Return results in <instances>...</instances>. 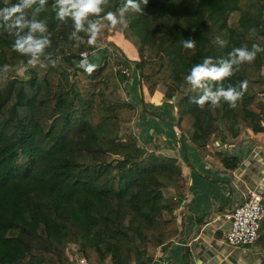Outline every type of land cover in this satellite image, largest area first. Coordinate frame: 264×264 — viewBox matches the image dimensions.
I'll return each instance as SVG.
<instances>
[{"label": "trees", "instance_id": "obj_1", "mask_svg": "<svg viewBox=\"0 0 264 264\" xmlns=\"http://www.w3.org/2000/svg\"><path fill=\"white\" fill-rule=\"evenodd\" d=\"M122 3L105 0V11ZM53 4L48 0L38 16L51 45L35 65H27L0 28V66L8 65L0 71V264H72L69 244L80 245L89 264L142 258L150 264L176 236V210L188 194L182 168L122 132L136 105L119 90L127 78L116 74L112 56L91 74L77 64L121 34L138 53L135 68L149 93L164 87L167 100L179 97L178 127L195 146H208L223 126L235 141L248 130L264 133V51L212 82L242 92L235 108L197 106L202 91L185 80L205 57L217 62L236 47H264V0H147L143 14L130 12L126 25L99 19L93 43L83 32L81 41L70 40L72 22L58 21ZM185 39L194 46L185 48ZM122 63L131 69V61ZM19 67L25 77L17 75ZM222 162L236 170L240 160L222 156Z\"/></svg>", "mask_w": 264, "mask_h": 264}, {"label": "crops", "instance_id": "obj_2", "mask_svg": "<svg viewBox=\"0 0 264 264\" xmlns=\"http://www.w3.org/2000/svg\"><path fill=\"white\" fill-rule=\"evenodd\" d=\"M110 40L131 63L139 61L136 49L123 35L117 34ZM98 51L87 59L90 61L97 54L100 62L97 58V62L91 60L96 66L103 59V53L99 56ZM131 70L133 76L125 79V83L128 84L132 103L143 111L140 124L144 128L145 145L151 147L149 151L178 152L179 156H167L179 160L188 186L187 197L176 210V236L157 249L154 259L166 258L173 264H264V225L253 246L233 247L226 242L230 226L227 215L246 202L251 193H264V133L248 130L235 141L223 129L221 134L212 137L206 149L198 148L186 135H182L184 145L179 147L180 138L176 137L175 126L159 121L160 114L156 112L162 108L165 95L158 90L151 96L144 87V95L141 91L139 93V102L136 92L142 87L140 84L135 86L138 77H134L139 73L135 67ZM170 118L174 120L175 114ZM159 135L163 136V141L159 140ZM221 156L238 158V168L227 169ZM143 263L144 258L132 264Z\"/></svg>", "mask_w": 264, "mask_h": 264}, {"label": "clouds", "instance_id": "obj_3", "mask_svg": "<svg viewBox=\"0 0 264 264\" xmlns=\"http://www.w3.org/2000/svg\"><path fill=\"white\" fill-rule=\"evenodd\" d=\"M147 0H123V3L116 11H105V0H54L53 7L56 11V19L61 23L71 20L72 31L69 39L79 42L82 40L80 33L88 34V42L93 43L100 30L98 20L102 19L109 25H126L130 12L143 14L142 4ZM48 0H0V28L14 38L12 49L26 57L27 65H35L42 57L46 58V50L51 45L48 34L47 23L38 19ZM30 10V11H29ZM103 15L101 16V14ZM227 42L220 40L221 46ZM78 46V44L76 45ZM185 48H192L194 40L185 39ZM264 51V47L253 44L233 48L227 58L213 62L211 57H205L202 63L194 64L185 76L186 82L193 91L201 90L202 95L194 98L197 106H203L206 102L210 106H219L221 102L227 103L229 107L235 108L242 96V92L235 86L225 87L222 82L231 77L242 63L255 60L257 53ZM77 67L85 73L91 74L96 65L87 59H81ZM8 65L0 66V71H6ZM239 87H246V81H241Z\"/></svg>", "mask_w": 264, "mask_h": 264}, {"label": "rangeland", "instance_id": "obj_4", "mask_svg": "<svg viewBox=\"0 0 264 264\" xmlns=\"http://www.w3.org/2000/svg\"><path fill=\"white\" fill-rule=\"evenodd\" d=\"M108 40H109V43L106 46L97 45V51L100 50V51H98V54L100 53L99 56H101L102 53H103V55H102V57H103L102 63H98V64L99 65H102L104 63V58H106V56H107V58H109V57L112 56L111 57L112 60L109 59V61H111V63L114 65V68L113 69L115 71V69H117L118 65H121L122 62L125 59H127V57L125 56V54L119 48H117L113 43L110 42L111 41L110 38ZM132 49H134V48L132 47ZM104 50H107L108 52H105ZM88 54L90 55L92 53H88ZM96 58H97V61H98L99 59H98L97 54L91 59V60H93L92 62H97L95 60ZM91 60L89 62H91ZM127 60H129V59H127ZM98 62H100V61H98ZM135 63H136L135 61L132 62L131 67H135ZM136 73H137V71H136ZM25 74H26V68L25 67H19L18 68L17 75L21 78V77H25ZM262 74H263L262 76L264 77V69H263ZM134 77H138V79H139L140 73L139 74H135ZM138 79L135 80V86L137 87L138 84H140V86L142 87L141 90H137L138 92H136L137 93L138 100H139L140 99V94L139 93L141 91V93L143 94V91L142 90H144V85L141 83V78L139 79V82H138ZM125 82H126V80L119 85V90L122 93V95L125 98V100L129 101L130 103H132L131 98H130V93H129V90H128L129 89L128 88V84L125 83ZM136 89H138V88H136ZM158 90L165 95L166 89L164 87H159ZM146 91H148V89ZM151 96H153V95H151ZM261 98L264 99V94L262 95ZM178 100H179V97H174L172 100H167L166 98H163L162 108H160V110L159 109L156 110V112L160 114V115H158L159 121L166 122V123L169 122L170 125H172L173 127L175 126L174 131L176 132V137L177 138H180L179 139V141H180V146L179 147H181V146L184 145V143H183L184 141H183L182 137L185 136V134L178 127V122H179V119H180V115L178 114L177 109H174V108H177V103H178L177 101ZM139 102H140V100H139ZM135 109H136V111L134 113V116H133L131 122L130 123H127V124H125V125L122 126V132L123 133H131L133 135H136L137 138H138L139 144L144 149H146L147 151H149L148 149H150L151 147L145 145V142H144V134L142 132V130H144V128H142L143 126H142V124H140V121H141V113H143V111H141V107L140 106L138 107L137 105H136V108ZM173 113L175 114L174 120H172L170 118V117H172ZM223 128L227 131L226 126H223ZM169 129L173 133V129H172L171 126H170ZM159 140L160 141H163V136L159 135ZM210 141H212V138L210 139ZM206 148H207V146L205 148H202V149H206ZM214 148L218 149L217 146H215V145H214ZM155 152L157 154H160V155L162 154V155H165V156H167V155H170V156L173 155L175 157L176 156H179L178 152H176V151L171 152V151H163V150L157 151L156 150ZM216 154H218V153H216ZM218 155L220 156L221 154L219 153ZM181 159L182 158H180V160ZM178 163H179V160H178ZM173 192H174L173 189H169V190H166L165 191V194H166L167 197H169V196L172 195ZM167 217H170V215H167L166 214V218ZM66 255L68 256V258L70 259V261H71L72 264H79V261L84 258V256L81 253V250H80V245H78V244H69L67 246V249H66ZM84 259H86V258H84ZM88 264H89V262H88ZM108 264H110V263L108 262Z\"/></svg>", "mask_w": 264, "mask_h": 264}, {"label": "built area", "instance_id": "obj_5", "mask_svg": "<svg viewBox=\"0 0 264 264\" xmlns=\"http://www.w3.org/2000/svg\"><path fill=\"white\" fill-rule=\"evenodd\" d=\"M105 52L107 50H104ZM91 55V54H90ZM88 53L82 54V59H88ZM116 74L125 78L133 76L132 70L125 64L118 65ZM230 223L226 234V242L233 247H250L256 244L264 225V193L253 192L249 199L227 215ZM79 264H88L81 259ZM150 264H173L166 258H155Z\"/></svg>", "mask_w": 264, "mask_h": 264}]
</instances>
